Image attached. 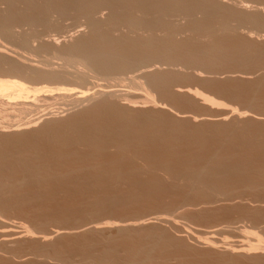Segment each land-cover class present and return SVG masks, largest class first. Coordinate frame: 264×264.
I'll return each instance as SVG.
<instances>
[{
	"label": "bare ground",
	"instance_id": "1",
	"mask_svg": "<svg viewBox=\"0 0 264 264\" xmlns=\"http://www.w3.org/2000/svg\"><path fill=\"white\" fill-rule=\"evenodd\" d=\"M262 1L235 0L229 5L224 0H0V214L14 213L43 226L53 221L54 225L71 209L83 218L88 210L92 215L99 209L110 213L112 208L138 205L139 201L164 211L176 205L179 209L201 208L245 196L264 205V109L252 102L264 96V74L262 81L257 78L258 83L248 85L251 94L230 88L231 93L213 75L208 79H203L206 73L202 79L196 76L202 84L215 87L219 95L229 97L228 101L236 99L238 104L246 97L242 101L246 104L248 100L247 104L237 108L221 107L207 95L176 86L178 76L183 75L174 69L264 66V42L256 43L241 34L264 32ZM249 3L255 4L254 11H249ZM66 37L70 42L66 43ZM176 100L191 110L215 108V104L219 110L214 115L180 119L179 109L174 108ZM165 102L173 104L169 108L175 110V117ZM147 104L151 107L145 109ZM69 112L63 119L57 117ZM137 161L142 163L137 165ZM163 178L170 189L162 184ZM43 208L49 212L44 210L47 214L43 212L42 217L38 212ZM232 208L242 210L241 205ZM256 218L259 220L258 215ZM133 223L127 224H138ZM18 225L19 231L12 230V234L2 228L0 238L29 236L45 241L64 228L48 234L37 232V236L24 222ZM217 230L209 231L212 235L203 244L215 246L210 238L214 239ZM230 241L224 249L232 253L259 248L250 241ZM138 243L122 250L123 246L114 243L122 251L120 256L117 248H108L106 243L107 249L96 252L97 257L90 253L92 246L88 254L93 257H88L98 259L90 264H113L110 253L113 257L125 255L118 264L169 262L162 258L165 249ZM27 253L33 258V251ZM1 260L0 264H12Z\"/></svg>",
	"mask_w": 264,
	"mask_h": 264
},
{
	"label": "rangeland",
	"instance_id": "2",
	"mask_svg": "<svg viewBox=\"0 0 264 264\" xmlns=\"http://www.w3.org/2000/svg\"><path fill=\"white\" fill-rule=\"evenodd\" d=\"M218 1V0H217ZM220 1V0H219ZM225 2H223V3H225V4H229V5H231V4H234V1L235 0H224ZM221 2H222V0H221ZM264 1H262L261 3H262V5L260 6V7H264V3H263ZM249 4H250V6H249ZM248 4V6L250 7L249 8V11H254V6H255V4H253V3H249ZM254 5V6H253ZM251 9H253V10H251ZM264 31V30H263ZM245 33V34H244ZM241 34L245 37V38H247V39H249V40H252V41H254V42H256V43H262V42H264V32H262V31H258L256 34H259L260 36H256V34H252L251 36H249L248 35V33L246 32V31H242L241 32ZM263 37H262V36ZM262 38V39H261ZM66 39V43H68L67 41H69L70 42V38H68V37H66L65 38ZM65 39H64V41H65ZM254 39V40H253ZM60 40H62V39H60ZM264 52V51H263ZM21 53V52H20ZM22 53H25V52H22ZM26 55V57L28 58V59H31V60H33L32 58H34L33 56H31V55H27V54H25ZM24 55V56H25ZM263 58H264V56H263ZM160 68H166V67H160ZM189 69H186V67H175L174 69L175 70H177L178 71V73L179 74H181V76L183 75V77H179L178 76V79H177V81L178 82H176L177 83V85L176 86H178V87H186V88H190L191 90H195V91H197V92H199V93H202V94H204V95H207V96H209V97H211V98H213V100H215L214 102L216 103V104H218L219 103V106H221L222 104V106H224V105H227L228 107H230V105L232 106V107H236L237 106V108H242L243 106H245L246 104H247V102H248V100H247V102H246V104H245V102H243L242 100L245 98L246 99V97H244L243 99L241 98L240 100H237V102H239L238 104H239V106H238V104H236L235 102V100L236 99H233L232 101H231V103H230V101H228V99H229V97H228V99L225 97V95H219L220 93H218L217 91V93L215 92V87H213V86H210V85H208L207 83H204V84H202L201 82H199L198 80H197V78H196V76L198 77V79H202V75H203V77H204V75H206L205 76V78H203V79H208V78H212V75H213V78L214 79H217V81L219 80V82H220V80H221V82L223 83V85H225V84H227V85H225V86H229L228 88H226V90L227 89H229V91H231V93H232V90L234 91H236V92H239L238 90H245L244 92L245 93H247V90L249 91V93L251 94L252 92H253V89H249V87H248V85L249 84H253V82H256V83H258L259 81H262L261 80V78H262V75L264 74V66L262 65L261 67H213V69H208L207 67H203L204 68V70H203V68L202 67H196V69L195 68H191L190 69V67H188ZM197 68H198V70H197ZM202 68V69H201ZM206 68V69H205ZM215 68V69H214ZM224 68V69H223ZM201 70V71H200ZM215 70H217V72H215ZM192 71H193V73H192ZM195 71V72H194ZM198 71H200V73L198 72ZM205 71V72H204ZM208 71V72H207ZM210 71H211V73H210ZM214 71V72H213ZM220 71V72H219ZM197 72V73H196ZM213 72V73H212ZM137 72H135V74H136ZM192 73V74H191ZM203 73V74H202ZM206 73V74H205ZM219 73H221V74H219ZM178 74V75H179ZM216 74V75H215ZM252 74V75H251ZM255 74H256V76H255ZM258 74V75H257ZM130 75V74H129ZM134 75V74H133ZM210 75V76H209ZM184 76H186V77H184ZM215 76V77H214ZM217 76V77H216ZM219 76V77H218ZM243 76H245V77H243ZM252 76H254L255 78H253ZM257 76H259V77H257ZM187 77H189V78H187ZM230 77H232L231 79H230ZM125 78H127V77H125ZM179 78H180V80H179ZM186 78H187V80H186ZM234 78V79H233ZM237 80H236V79ZM259 79V81L257 82L256 80H258ZM184 79V80H183ZM189 79V80H188ZM224 79V80H223ZM229 81H231L230 83H229V85H228V83L227 82H229ZM226 80V81H225ZM234 80V81H233ZM245 80V81H244ZM239 81V82H238ZM249 81V83L247 84L246 82H248ZM253 81V82H252ZM220 82V83H221ZM236 83V85H237V87L236 86H234V83ZM242 84H241V83ZM221 83V84H222ZM225 83V84H224ZM245 83V84H244ZM206 84H207V87H206ZM245 85V86H244ZM240 86H241V88H240ZM262 86H264V85H261V87ZM211 87H213L212 89H211ZM125 88V87H124ZM232 90H231V89ZM123 89V88H122ZM121 89V90H122ZM215 89V90H214ZM125 90V89H124ZM127 90V89H126ZM214 91V92H213ZM261 92L263 91V88L260 90ZM133 92V91H132ZM131 92V93H132ZM241 92H243V91H241ZM264 92V91H263ZM133 93H136V92H133ZM234 93V92H233ZM242 94H244V93H242ZM134 95V94H133ZM135 95H137V93L135 94ZM246 95V94H245ZM136 97V96H135ZM133 98V100L135 101H139V99L138 98ZM260 97H262V95L260 96ZM257 98H259V97H257ZM257 98H254L255 100L253 101L252 100V102H253V104L255 103L256 105H259L258 107H261V108H263L264 109V102L262 103V99H263V101H264V96L262 97V99L261 100H259V99H257ZM230 99H231V97H230ZM257 99V100H256ZM181 100V99H180ZM178 101V100H176V101H178V102H180V104L178 103V105H177V103H176V101L174 102V108H177V109H179V110H176V112H178V114L175 112V110H174V112H173V110L172 109H170L169 107H171V105L173 106V104L172 103H164V105L166 106L167 104L168 105H170V106H168L167 108V111L169 112L170 110V112H171V116L173 115H176L177 114V116L181 119V117H184V118H188V117H192V116H195V115H199V116H201V115H203V116H205V115H214L215 114V112H217L218 110H217V108L219 107V106H217L216 104L214 105L215 106V108L213 107H210L209 106V108H207V106L204 108V107H201V109L198 107H196V109H188L184 104H183V102L182 101ZM235 101V102H234ZM244 101H246V100H244ZM243 102V103H242ZM233 104H235L234 106H233ZM255 104H254V106H255ZM148 105V106H147ZM146 106H147V108H145V109H148V107H151V106H149V104H147ZM243 105V106H242ZM263 107H262V106ZM217 106V107H216ZM221 106V107H222ZM226 106V107H227ZM240 106H242V107H240ZM220 107V108H221ZM204 108V109H203ZM149 109H151V108H149ZM181 109V110H180ZM186 109H187V111H186ZM198 109V110H197ZM203 109V110H202ZM183 110H185V111H183ZM160 111H162V110H160ZM166 110L164 111V112H166L167 114H168V112H167ZM170 112H169V114H170ZM179 112H181V113H179ZM182 112H184V113H182ZM187 112V113H186ZM264 112V111H263ZM173 113H175V114H173ZM71 114V112H69L68 114H65V113H63V114H61V115H58L57 117L58 118H61V119H63V118H65V117H67L68 115H70ZM181 114V115H180ZM176 116V117H177ZM175 117V116H174ZM228 117H230V115L228 116ZM252 117V116H251ZM253 117H255V115L253 116ZM249 118L250 120H253L254 118ZM186 118V119H187ZM201 117H199V119H200ZM231 118V120H233V116H231L230 117ZM210 119H211V117H210ZM212 120V119H211ZM230 119H228V121H229ZM230 120V121H231ZM3 120L1 119V117H0V122H2ZM254 122V121H253ZM110 151V150H109ZM138 163H136L137 165L138 164H141L142 162H139V161H137ZM163 177V176H162ZM161 178V177H160ZM168 180H166V178H163L162 179V184L164 183L167 187L169 186V187H171V184L169 183V184H167L168 182H167ZM161 182V181H160ZM160 184V183H159ZM161 184V185H162ZM163 184V185H164ZM164 185V186H165ZM165 186V187H166ZM168 187V188H169ZM168 188H166V189H168ZM170 189V188H169ZM63 196H65L64 194H63ZM60 198H62V194H61V196H60ZM68 202H72L71 200H69ZM142 202V201H141ZM140 201L138 202V203H140V204H138V205H132V206H130V207H128L129 205H126V207L124 206H122V207H120L119 206V208H118V206L117 207H115V208H117V209H114V208H112L111 209V212L109 213V209H105V211H101V209H99L100 210V212L99 211H97V213H95L94 212V215H92V214H88V213H93L92 211L90 212V210H88V212H87V214H86V216L85 217H83V218H81L80 216H79V214L77 215V213H79V212H75V211H71V210H68L69 212L68 213H66V215L68 214H71V216L72 215H74V216H72V218H70V219H72V220H70L69 218H66V217H68V216H66L65 215V213H64V215H65V218L66 219H69V220H66L65 218H62V217H64V215L63 214H60V215H63L62 217H60L59 216V218H62V221L64 222H61V221H59L60 219L58 218L57 220H58V222H56V223H63L62 225H63V227L64 228H62V225L60 226V225H58V224H56V223H54V225L56 226H54L52 223L54 222L53 221V219L54 220H56V218L58 217L57 215H59V214H53L56 218H54L53 216V219H52V223H49V224H46V225H41L40 226V224L38 225L37 224V222H35L34 220H35V216H33V217H35V218H33L34 220V222H33V224H32V220H30V219H25V218H27V217H23V216H18L17 214H14V213H2V214H0V216L2 215V217H0V230H3L2 228H5L3 231H6V234H12L13 232H11L12 230H18V229H20V228H18V222H24V224L26 225V226H28V227H30V229L32 228L35 232L34 233H36L37 234V236H40V234H38L39 232H41V233H45V234H48V233H50V232H52L53 230L55 231V229L56 230H59L60 229V227L62 228V229H60L59 231L61 232V234H59V235H57V237H58V239H57V237H56V235L55 236H51V238L50 239H48L47 238V240H39V238L37 239V237H35V239H34V237L32 238H30L29 236L28 237H22V238H17V239H15V240H11V237L10 238H5V239H3V237L2 238H0V260L2 259V260H9L12 264H78V262H79V264H90L91 262H93L94 261V259H96L97 257H98V255H99V253L102 251L101 249H107V247L109 248V246H112V248L114 249H118V251L116 250V252H118L119 253V250L121 249H123L124 247L126 248V247H128L129 245L130 246H134V245H136V243H138L137 241H139V243L138 244H141V243H143V244H146V245H148V246H150V244L152 245V244H154L155 245V247L157 248H159V249H162V251L164 250L165 251V253H163V260H165L166 262H171V263H167V264H175V263H177V264H198V263H200V264H262L263 262H264V259H263V257H264V246L263 245H259L258 243H264V220L262 221V220H260V217L262 216V214L264 215V205L263 204H261V205H259L258 204V202L257 203H255L254 201H252L251 200V198H249V197H242V199L241 198H235L234 200H232V201H218L217 203H215V204H212V205H208V206H205V207H198V208H190V207H187V208H184V209H179V208H176V207H178L177 205H176V207L175 206H173L174 208L172 209H167V211L165 210L164 211V209L162 210H160V209H150V207H148L147 208V205L149 204L148 203V201L145 203V202H142L141 203ZM145 203V204H144ZM137 204V203H136ZM143 204L146 206V208H145V206L141 209V205L143 206ZM131 205V204H130ZM140 205V206H139ZM150 205V204H149ZM242 206V210L241 209H233L232 207L233 206ZM135 206H136V209H135ZM224 206H226V207H224ZM243 206L245 207V208H243ZM258 206V207H257ZM140 207V208H139ZM207 207V208H206ZM230 207V208H229ZM247 207V208H246ZM255 207V208H254ZM259 207H260V209H259ZM122 208V209H121ZM130 208V209H129ZM261 208H263V209H261ZM114 209V210H113ZM129 209V210H128ZM145 209V210H144ZM255 209V210H254ZM46 211V209H41L40 211H42V212H40L39 210H37V211H39L38 213H39V216H41V214H42V217L44 216V214H47L45 211ZM113 210V211H112ZM123 210H125V211H123ZM261 210V211H260ZM36 211V212H37ZM116 211V212H115ZM118 211V212H117ZM120 211V212H119ZM127 211V212H126ZM35 211H33V213H34ZM43 212H44V214H43ZM132 212V213H131ZM37 213V214H38ZM109 215H108V214ZM112 213H114V214H112ZM119 213V214H118ZM6 214H8V216L6 215ZM37 214H36V216H37ZM111 214V215H110ZM122 214V215H121ZM127 214V215H126ZM136 214V215H135ZM196 214H199V215H196ZM259 214H261V216L259 215ZM17 215V216H16ZM52 215V214H51ZM195 215V216H194ZM201 215V216H200ZM203 215V216H202ZM258 215V218H259V220L256 218V216ZM5 216V217H4ZM39 216H37V218L39 217ZM99 216V217H98ZM161 216V217H160ZM163 216L165 217V218H163ZM260 216V217H259ZM20 219H19V218ZM98 217V218H97ZM254 217V218H253ZM5 218V219H4ZM8 218V219H7ZM40 218V217H39ZM75 218V220H77L78 219V221H73V219ZM77 218V219H76ZM93 218V219H92ZM137 218H140V219H137ZM142 218V219H141ZM166 218H167V220L168 221H166ZM197 218V219H196ZM261 218H264L263 216L261 217ZM10 219H12V221L10 220ZM67 221L66 223H65V221ZM161 219L163 220L162 222H161ZM165 219V220H164ZM173 219V220H172ZM203 219V221H201ZM205 219V220H204ZM218 219H220V220H218ZM4 220V221H3ZM16 220H18V221H16ZM141 221V224H140V221ZM146 220V221H145ZM159 220V221H158ZM256 220V221H255ZM102 222V223H100V222ZM129 221H130V223H133V224H137V225H134V226H132L131 225V227H130V225H128V224H130L129 223ZM173 221H174V223H173ZM258 221V222H257ZM259 221H260V223H259ZM10 222H12V223H10ZM15 222V223H14ZM77 222V223H76ZM80 222V223H79ZM84 222V223H83ZM115 222V223H114ZM122 222H124L123 224H122ZM137 222V223H136ZM144 222V223H143ZM146 222V223H145ZM164 222V223H163ZM167 223V225H166V223ZM169 222V223H168ZM3 223H4V225H3ZM105 223V224H104ZM128 223V224H127ZM148 223V224H147ZM162 223V224H161ZM172 223V224H171ZM8 224H10V225H8ZM17 224V225H16ZM30 224V225H29ZM66 224V225H65ZM69 224H71V225H69ZM75 224V225H74ZM106 224L108 225V226H106ZM120 226H119V225ZM171 224V225H170ZM175 224V225H174ZM37 225V226H36ZM83 225V226H82ZM90 225V226H89ZM103 225H105L104 227H103ZM123 227H122V226ZM144 225V226H143ZM173 225V226H172ZM2 226V227H1ZM6 226V227H5ZM13 226V227H12ZM35 226H36V228H35ZM76 226V227H75ZM88 226V227H87ZM137 226V227H136ZM140 226V227H139ZM141 226H142V228H141ZM178 226V227H177ZM217 226V227H216ZM12 227V228H11ZM47 227H49L50 229H48ZM54 227V228H53ZM67 227V228H66ZM73 227V228H72ZM91 227V228H90ZM97 227H100V228H97ZM102 227V228H101ZM130 227V228H129ZM211 227V228H210ZM213 227V228H212ZM215 227H216V229H215ZM219 227V228H218ZM230 227V228H229ZM18 228V229H17ZM38 228V229H37ZM46 228V229H45ZM125 228H128V229H125ZM132 228V229H131ZM221 228V229H220ZM238 228H240V229H238ZM261 228V229H260ZM45 229V230H44ZM68 229V230H67ZM76 229H77V231H76ZM83 229V230H82ZM85 229V230H84ZM120 229V230H119ZM121 229H122V232H121ZM124 229V230H123ZM212 229L213 230H217L218 231V233H216V234H213L214 235V239L213 238H210V240H212L213 242H215L214 243V245L215 246H209V245H207L206 246V244H203V240H205V238H207V236H211L212 234H209L210 232L209 231H211L212 232ZM230 229V230H229ZM8 230V231H7ZM38 230H40V231H38ZM42 230V231H41ZM51 230V231H50ZM63 230V231H62ZM67 230V231H66ZM71 232H73L74 231V233H71ZM79 230V231H78ZM113 230V231H112ZM116 230V231H115ZM186 230V231H185ZM187 230H189V231H187ZM221 230V231H220ZM229 230V231H228ZM19 231V230H18ZM45 231H47V232H45ZM67 233H65V232ZM8 232V233H7ZM38 232V233H37ZM63 232V233H62ZM86 233V235H85V233ZM89 232H91L92 234H90ZM102 232V233H101ZM108 232V233H107ZM225 232V233H224ZM79 233V234H78ZM111 233V234H110ZM116 233L118 236H116L115 237V235L114 234ZM120 233V234H119ZM192 233V234H191ZM205 233V234H204ZM207 233V234H206ZM256 235H254V234ZM110 234V235H109ZM122 234H123V236H122ZM138 234V235H137ZM246 234V235H245ZM250 235V237H249V235ZM253 234V235H252ZM42 235V234H41ZM61 235V236H60ZM68 237H67V236ZM70 235V236H69ZM80 235V236H79ZM85 235V236H84ZM113 235V236H112ZM127 235V236H126ZM145 235V236H144ZM218 236V237H216V236ZM63 236V237H62ZM79 236V237H78ZM126 236V237H125ZM142 236V238H140ZM148 236V237H147ZM193 236V237H192ZM195 236V237H194ZM196 236H198L199 237V239H198V237H196ZM253 236V237H252ZM56 237V238H55ZM86 237V238H85ZM119 237V238H118ZM121 237V238H120ZM122 237H125V238H122ZM128 237V238H127ZM139 239H138V238ZM201 237V238H200ZM208 237V238H209ZM28 238V239H27ZM55 238V239H54ZM63 239V241H65L64 243L62 242V239ZM116 238V239H115ZM129 238H131V239H129ZM216 238V239H215ZM257 238V239H256ZM8 239V240H7ZM18 239H19V241H18ZM92 239H93V241H92ZM122 239V240H121ZM140 239H141V241H140ZM156 239V240H155ZM196 241H195V240ZM198 239V240H197ZM202 241H201V240ZM239 239V241H241V240H243V241H245V242H247V241H250L251 242V244H256L257 245V247H259L258 249H256V250H249V251H247V253H232V252H229V251H225L226 249H224V248H227V246H228V244H230L231 243V241L229 242V240H232V241H237ZM252 239H256V240H258L259 239V242H256V240L254 241L253 240V243H252ZM4 240H6V241H4ZM17 240V241H16ZM27 240V241H26ZM28 240H30V242L28 241ZM35 240V241H34ZM51 240H53L52 242H51ZM57 240H59V242L57 241ZM83 240V241H82ZM95 240V241H94ZM109 240V241H108ZM118 240V241H117ZM123 241V242H121V241ZM125 240V241H124ZM126 240H127V242H126ZM131 240H132V242H131ZM137 240V241H136ZM163 240V241H162ZM216 240V241H215ZM217 240H218V242H217ZM261 240V241H260ZM15 241V242H14ZM34 243H33V242ZM40 241H41V243L43 244H41L40 243ZM90 241V242H89ZM101 241V242H100ZM110 241H111V243H110ZM143 241V242H142ZM155 241H157V243H155ZM225 242V243H223V242ZM227 241V242H226ZM8 242V243H7ZM10 242H12V244H10ZM29 242V243H28ZM33 243V245H32V243ZM95 242V243H94ZM113 242V243H112ZM168 242V243H167ZM199 242H201L200 244H199ZM222 244H221V243ZM255 242V243H254ZM20 243H22V244H20ZM39 243L41 244V245H39ZM50 243H53V244H50ZM55 243V244H54ZM73 243V244H72ZM91 243V244H90ZM97 243H99V244H97ZM106 243H107V245H106ZM114 243H116V244H118V245H120L122 248H120L119 249V246H117V245H115ZM128 243V244H127ZM132 243V244H131ZM217 243V244H216ZM228 243V244H227ZM233 243V242H232ZM6 244V245H5ZM14 244V245H13ZM26 244V245H25ZM30 244V245H29ZM110 244V245H109ZM112 244V245H111ZM113 244H114V246H113ZM124 244H126V246H124ZM137 244V245H138ZM225 244H227V246L225 245ZM8 245V246H7ZM13 245V246H12ZM52 247H51V246ZM56 246V249H55V246ZM60 245V246H59ZM66 246V247H64V246ZM72 245V246H71ZM90 245V246H89ZM5 246V247H4ZM22 246V247H21ZM32 246V247H31ZM35 246V247H34ZM36 246H38V247H36ZM58 246V247H57ZM62 246V247H61ZM78 246V247H77ZM93 246V249H92V251H91V247ZM105 246H107V247H105ZM116 246V247H115ZM129 246V247H130ZM222 246H226V247H222ZM9 247V248H8ZM18 247V248H17ZM19 247H21V248H19ZM23 247H25V249L23 248ZM41 247V248H40ZM161 247V248H160ZM219 247V248H218ZM229 247V246H228ZM7 248H8V250H7ZM12 248H17V249H12ZM28 248V249H27ZM31 248V249H30ZM38 248H40V249H38ZM50 248V249H49ZM54 248V249H53ZM61 248V249H60ZM68 248V249H67ZM260 248H261V250H260ZM5 249H6V251H5ZM12 249V250H11ZM24 249V250H23ZM28 250V251H25V250ZM33 249H35V250H33ZM37 249V250H36ZM45 249V250H44ZM47 249V250H46ZM66 249V250H65ZM78 251H77V250ZM82 249V250H81ZM91 251L90 253L92 254L93 252H95L94 254L97 256H95L96 258H94V259H90L91 257H93L92 255H90V254H88V252H89V250ZM173 249H175V250H173ZM18 251V253L16 252V251ZM64 250V251H63ZM68 250V252H66ZM71 250V251H70ZM74 250V251H73ZM85 250V251H84ZM94 250V251H93ZM120 250V252L122 253V251ZM169 250V251H168ZM181 251V252H178V251ZM257 250H260L258 253L257 252H252V251H257ZM10 251H11V253H10ZM14 251H15V253H14ZM21 251V252H20ZM30 251H33V254L35 255H33V258H32V256L30 255L29 257H27L28 256V254L29 253H27V252H30ZM73 251V252H72ZM79 251L80 252H82V253H79ZM224 251V252H223ZM250 251L252 252V253H250ZM9 252V253H8ZM20 252V253H19ZM25 254H24V253ZM36 252V253H35ZM51 252V253H50ZM96 252H99V253H96ZM115 252V251H114ZM183 252H184V254H183ZM8 253V254H7ZM14 253V255L17 253V254H21V256H18L17 254V257H16V255L14 256V255H12ZM38 253V254H37ZM42 253V254H41ZM64 253H65V255H64ZM72 254L71 256L69 255V254ZM118 253H113L114 255L115 254H118ZM170 253V254H169ZM249 253H250V255H249ZM24 254V255H23ZM45 254V255H44ZM74 254V255H73ZM85 254H87V257H88V260L86 259V258H84L86 255ZM167 254V255H166ZM171 254L173 255V256H171ZM237 254V255H236ZM248 256H247V255ZM37 255V256H36ZM69 257H68V256ZM109 255H111V257H108V259L110 260V261H112L113 262V264H118V261H121L122 260V255H124V254H121V257H119L120 256V253H119V256L117 257V255H115L114 257H113V255L110 253ZM169 255H170V257H169ZM242 255V256H241ZM13 256L15 257V258H13ZM26 256V257H25ZM73 256V257H72ZM125 256V255H124ZM165 256V257H164ZM12 257V258H11ZM26 258V259H24L23 260V258ZM52 257V258H51ZM54 257H55V259H54ZM79 257H81V258H79ZM30 258V259H29ZM67 258V259H66ZM69 258V259H68ZM72 258V259H71ZM76 258V259H75ZM119 258H121V259H119ZM165 258V259H164ZM171 260H170V259ZM186 258H187V261H186ZM193 258H195L194 260H193ZM255 258H256V260H255ZM258 258H260V259H258ZM262 258V259H261ZM22 259V260H21ZM34 259V260H33ZM65 259H66V261H65ZM79 259V260H78ZM98 259V258H97ZM177 260V262H176V260ZM197 259V260H196ZM2 260H1V262H2ZM59 260V261H58ZM175 260V262L173 263L172 261H174ZM189 260V261H188ZM193 262H192V261ZM195 260H196V262H195ZM199 260V261H198ZM261 260H263L262 261V263H261ZM68 262V263H67ZM185 262V263H184ZM191 262V263H190ZM260 262V263H259ZM264 264V263H263Z\"/></svg>",
	"mask_w": 264,
	"mask_h": 264
}]
</instances>
